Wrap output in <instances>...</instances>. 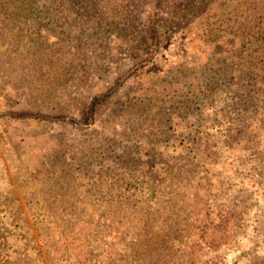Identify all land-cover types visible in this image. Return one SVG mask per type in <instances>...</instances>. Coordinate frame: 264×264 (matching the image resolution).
Instances as JSON below:
<instances>
[{
    "label": "rangeland",
    "instance_id": "1",
    "mask_svg": "<svg viewBox=\"0 0 264 264\" xmlns=\"http://www.w3.org/2000/svg\"><path fill=\"white\" fill-rule=\"evenodd\" d=\"M23 1L0 0V264L84 262L96 227L61 237L53 215L71 207L77 165L94 151L102 178L84 176L78 188L98 211L84 222L104 229L93 253L123 255L140 230L155 264H264V90L254 108L238 105L245 82L229 57L230 0H156L152 28L174 3L187 29H160L142 61L102 33L123 0ZM43 43L64 65L39 60ZM153 61L161 78L145 73ZM64 70L70 81L59 88ZM209 74L221 79L211 95Z\"/></svg>",
    "mask_w": 264,
    "mask_h": 264
},
{
    "label": "trees",
    "instance_id": "2",
    "mask_svg": "<svg viewBox=\"0 0 264 264\" xmlns=\"http://www.w3.org/2000/svg\"><path fill=\"white\" fill-rule=\"evenodd\" d=\"M20 2L23 3L24 1L20 0ZM92 2H94L93 4L97 5L99 4L100 0H92ZM163 2L164 0L162 3ZM133 4L135 6H139L136 15L128 13V9ZM230 4L233 7L230 11L232 17L231 19H228V26L230 30L229 35H231L233 41V49L230 51L229 57L234 65V68L232 69L235 73V76L242 78L243 83L245 82V91L240 92L238 96L240 98V100H238V105L244 106L245 108H254L259 101V99H257V95H261L260 91L264 90V87L258 85V81H261L264 84V0H230ZM156 7V0L121 1L119 4V11L111 14V16L107 17L104 21V32H102L104 38L106 37L108 42H111L113 38H110L109 34H115V36L120 39L119 44L123 45L127 51H130L132 56L137 61L145 60V58L152 51V43L155 40V33L157 34L160 29L163 30L164 35L170 34L172 37H178V32L176 31L178 28H182V32L187 29L185 24L180 27L182 24V18L185 17V14H183V11L179 10L180 6L174 5V3H172L170 6V12L167 11V13H162L159 11L157 19L155 20L152 28L150 23ZM6 8L7 7H4L3 9ZM17 10L21 14L25 12L23 5L22 8L17 6ZM191 14L196 16L197 19L202 16L203 12H192ZM92 17L93 16H89V18ZM144 17L147 20L146 23H143ZM204 22L208 23V19L206 17ZM220 22L221 19L219 18V31L224 33L226 30L221 28L223 25H221ZM221 23L224 24V21ZM202 34L207 37L209 43L216 42L218 38V36L213 34L211 30H208L205 33L202 31ZM198 38H202L199 36V33H193V36H191L190 40L196 41ZM157 42L159 45L160 39H157ZM191 43L194 44V42ZM43 44V48L39 51V60H44L46 64L59 63L60 66L64 65V63L61 61V58L56 57V53L52 51V48L48 47L46 43ZM154 65L155 62H151V66L146 67H149V69H147L145 73H156L157 76L161 78V74H163V68L160 69L158 67V69L154 67L153 70L150 69ZM142 69L145 68L142 67ZM142 69L140 68L137 71H142ZM67 76L68 72L64 70V72L61 73L60 82L59 80L57 81L59 82V88H63L70 81ZM235 76L230 77L228 81L233 83ZM162 78H164V75ZM220 82L221 79L219 77L209 74L205 80L204 86L205 88H210L211 95L213 90H215V87L217 88ZM226 87H228V85L223 86V88H221L222 91L220 92H223ZM88 118V113L86 111L84 113V121L86 122ZM94 154L95 151L85 154V156H83L81 165H77L81 167L82 179L80 181H75L73 185L74 196L69 198V200L72 202V205L68 209L62 208L59 211L60 213H66V216L59 215V212L58 216L56 214L53 215V218L57 217L56 222L53 221V223L56 228L60 230L59 234L61 237L73 239V235H77L81 231L80 224L96 227L90 238L91 241H87L86 243V246L90 247L91 250L95 248V243L97 244L104 239V229L101 225L92 224V222H84L87 215L90 216L92 214H96L98 211L96 210L95 213V208L93 206L88 207L87 205H84L83 202L79 201L81 192L78 191V188L83 184V179L85 178L84 176L94 175L97 176L98 179L102 178L104 167L101 165V169L99 168L102 158H99V155L97 154L94 156ZM60 158H63V156L60 155ZM123 158L126 160V156ZM79 167H77V169ZM93 168L96 169L93 170ZM94 184L95 183H92V185ZM132 196L133 194L129 193V197ZM59 198L61 200H67V198L61 193L59 194ZM79 204L82 205V207H78ZM108 210L111 211L110 209ZM114 210H118V208H115ZM98 216L99 219L96 220L97 222L106 216V211H100ZM90 217L92 221H95L92 216ZM111 229H113L115 234L126 233L124 231H120L118 227ZM139 232L141 231L135 230L133 235L130 238H127V241L123 240V246H128L130 248V251L125 252L123 255L121 252L119 253L114 251V253H112L111 251L105 250L104 248L100 249V253L98 254H95L90 250L89 253H86L87 256H85L84 262L81 264H155L152 258H150L149 251H147V249H150L152 243L148 240H140ZM88 234L90 233L85 234L84 237H87ZM101 235H103V237ZM90 242H93L94 244H90ZM66 243L71 245L72 240H65L64 244ZM116 243L117 241H114L110 244L115 245ZM137 246H139L140 249L137 250ZM143 246L144 248L142 250Z\"/></svg>",
    "mask_w": 264,
    "mask_h": 264
},
{
    "label": "water",
    "instance_id": "3",
    "mask_svg": "<svg viewBox=\"0 0 264 264\" xmlns=\"http://www.w3.org/2000/svg\"><path fill=\"white\" fill-rule=\"evenodd\" d=\"M91 107H92V104H91ZM35 116H37V115H35Z\"/></svg>",
    "mask_w": 264,
    "mask_h": 264
}]
</instances>
